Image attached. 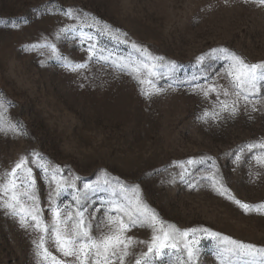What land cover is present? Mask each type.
I'll return each mask as SVG.
<instances>
[{
    "label": "rangeland",
    "instance_id": "rangeland-1",
    "mask_svg": "<svg viewBox=\"0 0 264 264\" xmlns=\"http://www.w3.org/2000/svg\"><path fill=\"white\" fill-rule=\"evenodd\" d=\"M69 10L78 17L68 18ZM104 24L118 29L120 41L128 43L98 35L95 29ZM63 27L76 31L58 35ZM81 33H92L118 56H135V42L165 57V64L174 61L171 76L161 70L155 78L165 91L146 97L141 92L148 85L89 62L87 43L77 39ZM221 48L249 63L264 62V7L253 0H0V125H19L18 132H0V174L35 151L79 177L78 184L107 179L113 188L117 180L139 185L142 199L166 226L207 227L264 247V207L246 213L234 202L264 205V167L252 159L264 150L245 152L238 162L233 155L247 144L264 142V104L252 111L241 100L236 116L222 112L205 121L200 119L204 111H219L215 94L205 99L192 91V84H204L205 77L227 86V62L213 52ZM61 56L89 67L71 71ZM34 171L40 206L50 221L51 188L47 177ZM221 184L225 195L217 191ZM107 198V192L93 195L88 211L103 217L100 200ZM61 199L71 203V193ZM129 235L148 241L152 233L136 228ZM38 236L0 209V264H38L33 243ZM199 264H221L216 240H203Z\"/></svg>",
    "mask_w": 264,
    "mask_h": 264
},
{
    "label": "snow or ice",
    "instance_id": "snow-or-ice-1",
    "mask_svg": "<svg viewBox=\"0 0 264 264\" xmlns=\"http://www.w3.org/2000/svg\"><path fill=\"white\" fill-rule=\"evenodd\" d=\"M253 2L264 7V0ZM65 15L76 19L79 14L69 10ZM86 19V15L81 18L82 25ZM95 30L98 35H108L112 40L128 43L126 40L120 41L119 36L115 34L119 30L113 32L107 24ZM74 31L76 29L63 27L58 35H67ZM77 39L81 44L87 43L89 62L98 61L109 65L131 75L140 85H148V89H142L141 92L146 97L165 91L155 84V78L161 75V70H166L171 76L177 67L174 61L165 64V57L156 55L135 42L131 43V49L136 55L130 53L125 57L101 47L99 39L94 38L92 33H81ZM31 47L35 48L36 45ZM51 48L53 52L56 51L55 45ZM213 52L224 55L228 65L225 70L228 84H219L208 77H205L204 84H192V91L205 99H208L210 94H215L216 106L219 109L204 111L200 119H216L222 112L234 117L239 112L241 100L245 107L251 105L252 111H257L256 105L264 104V62L249 63L244 57L226 48L214 49ZM60 59L63 61V67L71 71L87 70L89 67L87 62H72L63 56ZM203 60L204 57L198 58L199 63H203ZM192 79L194 81L196 78ZM221 96L224 99H221ZM229 97L231 99H228ZM18 129V123L13 125L4 121L3 125H0V132L11 130L15 133ZM257 148L264 150V142L247 144L233 155L238 162L245 152L253 153ZM252 159L264 167V151L254 154ZM192 163V160L187 161L189 165ZM177 166L185 168L183 163ZM34 169H39L43 176L47 177L51 188L47 209L51 216L50 221L40 206ZM180 175L182 176L183 172ZM208 178L212 179L215 187L218 183L215 173H211ZM79 179L77 176L66 174L59 165L51 164L42 154L35 151L21 155L10 169L0 174V209L17 217L21 227L32 228L39 234L38 239L33 241L36 256L39 258L38 264L40 261L43 264H162L165 258L169 264L173 258L176 264H199L200 247L205 239L217 241V258L221 260V264H224L225 258L228 264H233V260L240 261L241 264H264V247L224 236L207 227L181 230L171 224L166 226L158 213L142 199L139 185L128 186L117 180V187L113 188L107 179L103 184H78ZM223 188V184L217 188L221 195L226 194V190L221 191ZM66 192L71 193L69 204H64L61 199ZM103 192L108 193L107 199L100 200L104 208L103 217H96L88 208L93 202V195ZM129 192L132 193L131 196L127 195ZM234 202L246 213L252 210L260 212L264 207L250 205L238 199ZM99 211V208L93 209V212ZM136 228L150 230L151 239L144 241L129 235ZM140 245H144L146 250L137 251Z\"/></svg>",
    "mask_w": 264,
    "mask_h": 264
}]
</instances>
